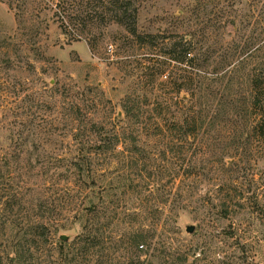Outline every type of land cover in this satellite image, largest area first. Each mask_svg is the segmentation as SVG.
I'll list each match as a JSON object with an SVG mask.
<instances>
[{
  "label": "rangeland",
  "instance_id": "obj_1",
  "mask_svg": "<svg viewBox=\"0 0 264 264\" xmlns=\"http://www.w3.org/2000/svg\"><path fill=\"white\" fill-rule=\"evenodd\" d=\"M59 1L0 0V264H264V101L248 77L264 69V0L134 1L140 33L239 69L214 114H183L165 83L185 72L124 26L94 29V48L63 33Z\"/></svg>",
  "mask_w": 264,
  "mask_h": 264
},
{
  "label": "trees",
  "instance_id": "obj_2",
  "mask_svg": "<svg viewBox=\"0 0 264 264\" xmlns=\"http://www.w3.org/2000/svg\"><path fill=\"white\" fill-rule=\"evenodd\" d=\"M16 1L22 2V5L25 6L31 3V0H13L10 5L13 6V3ZM134 1L135 0H60L56 4V7L61 6L63 11V14L59 17L63 33L68 35L70 31L71 35H77L78 38H85L91 45V48L97 46L104 35L103 32L94 34V29H101L102 27L107 28L113 23L124 26L138 45L159 48V54L165 56V59L170 60V62L175 61L178 63L180 69L185 72L184 75L181 74V83L176 82L172 77L168 79L169 83L168 81L166 83L164 82L165 86L171 87L172 93L181 92L184 89L185 92H183L182 98L179 99L178 95L175 96V104L180 107L179 110L183 114H191L189 113L190 111L194 114H214V104L209 98V95H211L213 90L220 91L221 89L218 85L222 84L228 77L229 79L227 82H230L232 75L238 72L239 69L224 68L222 71H219L216 69L210 70L209 68H204L205 63L212 59L213 52H203V46L196 48L194 42L190 41L185 35L140 33L137 28L138 7L134 6ZM17 15H19L18 12ZM221 57L225 60H234V57H237V55L224 53ZM238 57L240 58H236L237 61L244 65L250 58H253L254 55H238ZM166 61L167 60H165L163 64H167ZM156 65L157 61L153 60V65L147 66L153 71L151 73L152 77L165 72L162 67ZM195 69H197V71H195ZM248 77L252 86L251 94L253 106L262 104V101H264V69H250ZM170 82H174L173 85ZM224 88L226 89V84ZM199 92H205L204 97L202 96L205 100L199 102V109L195 110L193 108L194 106L197 107ZM184 93L186 95H184ZM174 95L171 96L172 99ZM139 106L138 103V107ZM170 108L171 103H166V108L164 109L171 111ZM133 109L134 106L127 107L126 114H132ZM260 115L263 114H259L258 116ZM176 125L181 126V123ZM260 130L262 132H260ZM253 131L264 135V119L260 120V118H257L253 126ZM170 135L172 137L171 139L176 138L179 144L185 145L189 134H187V132L180 133L179 137H174L173 134ZM174 221L178 222L177 219ZM42 226L48 229L47 225L42 224ZM139 244L138 242V245Z\"/></svg>",
  "mask_w": 264,
  "mask_h": 264
},
{
  "label": "water",
  "instance_id": "obj_3",
  "mask_svg": "<svg viewBox=\"0 0 264 264\" xmlns=\"http://www.w3.org/2000/svg\"><path fill=\"white\" fill-rule=\"evenodd\" d=\"M196 230V225L193 224V223H188L186 225V232L189 233V234H192L194 233ZM59 238L65 242H68L71 238V236L69 234H66V233H62L60 234Z\"/></svg>",
  "mask_w": 264,
  "mask_h": 264
}]
</instances>
